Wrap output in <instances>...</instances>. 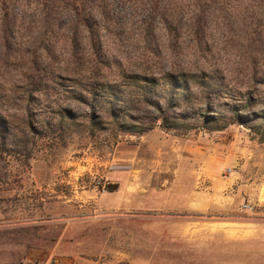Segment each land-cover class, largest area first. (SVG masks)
Returning a JSON list of instances; mask_svg holds the SVG:
<instances>
[{"label":"rangeland","instance_id":"rangeland-1","mask_svg":"<svg viewBox=\"0 0 264 264\" xmlns=\"http://www.w3.org/2000/svg\"><path fill=\"white\" fill-rule=\"evenodd\" d=\"M179 73L216 122L142 128ZM263 112L264 0H0V264H264Z\"/></svg>","mask_w":264,"mask_h":264},{"label":"trees","instance_id":"trees-1","mask_svg":"<svg viewBox=\"0 0 264 264\" xmlns=\"http://www.w3.org/2000/svg\"><path fill=\"white\" fill-rule=\"evenodd\" d=\"M168 77L171 79H168L169 81L166 82L167 87L162 89L161 93L157 94V96L153 97L154 99H150L148 95L140 97L139 101H141L144 106L149 105L152 107L154 112L148 110L145 115L138 117L140 118V126L143 125L142 128L149 129L154 124L155 120H158L159 127L166 130H174L179 128V124L176 123V120L180 118L186 119L187 117H196L202 124L198 125L199 127H205V125L216 122V115L210 113L212 112L211 100H214L213 97L220 98L222 94L221 92H218L216 87H197L208 90L206 91L208 93L203 94L202 92L193 91V87H189V83L183 78L184 76L182 73H179L177 76L168 75ZM201 98L203 99V102L200 101ZM199 104H201V107H199ZM227 104L228 103L224 102L220 103V105L223 106H226ZM131 106L129 105L131 110L137 109V107H133V104H131ZM108 112L110 116H115L112 109H100L91 112L88 117L90 121H95L99 120L98 116L108 114ZM237 112L238 110L233 111L236 120L241 122L248 120L245 116L239 115ZM98 113L100 115H97ZM72 114L73 113L66 111V117L71 118L73 116ZM261 116L264 118V112ZM128 117L136 119V116L134 117L133 115H128Z\"/></svg>","mask_w":264,"mask_h":264},{"label":"crops","instance_id":"crops-1","mask_svg":"<svg viewBox=\"0 0 264 264\" xmlns=\"http://www.w3.org/2000/svg\"><path fill=\"white\" fill-rule=\"evenodd\" d=\"M198 204H203V202L201 201ZM185 206H186V208H191V207H188L187 203ZM189 206H191V205H189ZM200 206H202V205H200ZM194 207L196 208L195 205H194ZM225 230L229 231L231 229H225ZM161 235H164V234H161ZM216 236L220 237L221 242H223V243L225 242V243H231V244L235 245V229H234L232 234L217 233ZM228 236H231V237H228ZM233 263H235V260H233ZM53 264H96V262L91 260V259H87V258H81V257L70 258L67 256L60 255V256H57L55 258Z\"/></svg>","mask_w":264,"mask_h":264},{"label":"built area","instance_id":"built-area-1","mask_svg":"<svg viewBox=\"0 0 264 264\" xmlns=\"http://www.w3.org/2000/svg\"><path fill=\"white\" fill-rule=\"evenodd\" d=\"M226 171L230 172V168H226ZM240 207H241V209H246L249 207V205L247 203H242Z\"/></svg>","mask_w":264,"mask_h":264}]
</instances>
